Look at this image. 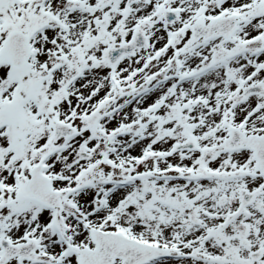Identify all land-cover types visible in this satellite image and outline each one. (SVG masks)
Masks as SVG:
<instances>
[{
	"label": "snow or ice",
	"instance_id": "obj_1",
	"mask_svg": "<svg viewBox=\"0 0 264 264\" xmlns=\"http://www.w3.org/2000/svg\"><path fill=\"white\" fill-rule=\"evenodd\" d=\"M0 264H264V0H0Z\"/></svg>",
	"mask_w": 264,
	"mask_h": 264
}]
</instances>
